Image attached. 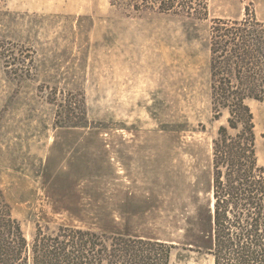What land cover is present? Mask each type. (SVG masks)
<instances>
[{
  "label": "rangeland",
  "instance_id": "obj_1",
  "mask_svg": "<svg viewBox=\"0 0 264 264\" xmlns=\"http://www.w3.org/2000/svg\"><path fill=\"white\" fill-rule=\"evenodd\" d=\"M136 11L110 0H0V188L40 224L153 237L169 264H214L210 26L264 0ZM264 166V101L248 99ZM120 169V171H119Z\"/></svg>",
  "mask_w": 264,
  "mask_h": 264
},
{
  "label": "trees",
  "instance_id": "obj_2",
  "mask_svg": "<svg viewBox=\"0 0 264 264\" xmlns=\"http://www.w3.org/2000/svg\"><path fill=\"white\" fill-rule=\"evenodd\" d=\"M197 0H110L140 11ZM206 8V0H199ZM210 90L214 117L227 112L212 140V255L214 264H264V166L258 162L248 99L264 101V20L215 18L210 26ZM174 246L153 237L107 234L40 224L28 242L0 188V264H169Z\"/></svg>",
  "mask_w": 264,
  "mask_h": 264
},
{
  "label": "bare ground",
  "instance_id": "obj_3",
  "mask_svg": "<svg viewBox=\"0 0 264 264\" xmlns=\"http://www.w3.org/2000/svg\"><path fill=\"white\" fill-rule=\"evenodd\" d=\"M119 171H120V169H119ZM121 172V171H120ZM212 201H213V198H212Z\"/></svg>",
  "mask_w": 264,
  "mask_h": 264
}]
</instances>
